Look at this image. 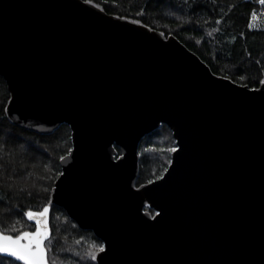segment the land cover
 <instances>
[{"label":"water","instance_id":"water-1","mask_svg":"<svg viewBox=\"0 0 264 264\" xmlns=\"http://www.w3.org/2000/svg\"><path fill=\"white\" fill-rule=\"evenodd\" d=\"M0 76L12 123L69 125L51 205L106 245L98 264H264V85L85 0H0ZM160 124L177 151L135 186L139 143Z\"/></svg>","mask_w":264,"mask_h":264},{"label":"trees","instance_id":"trees-1","mask_svg":"<svg viewBox=\"0 0 264 264\" xmlns=\"http://www.w3.org/2000/svg\"><path fill=\"white\" fill-rule=\"evenodd\" d=\"M107 13L139 21L174 36L219 76L258 87L264 80V20L248 28L251 12L264 11L258 0H92ZM264 14V12H263ZM10 94L0 76V230L16 235L32 231L23 216L29 208L41 210L50 200L61 173L60 157L72 147L71 129L62 123L51 133H38L12 123L6 114ZM176 148L172 130L160 124L138 146L135 186L159 178ZM120 155L116 147V156ZM151 215L155 211L145 204ZM49 264H98L89 258L103 243L91 230L80 228L60 206L49 213ZM16 231L13 232L12 229ZM46 245L49 241H45ZM0 264H23L0 254Z\"/></svg>","mask_w":264,"mask_h":264},{"label":"snow or ice","instance_id":"snow-or-ice-1","mask_svg":"<svg viewBox=\"0 0 264 264\" xmlns=\"http://www.w3.org/2000/svg\"><path fill=\"white\" fill-rule=\"evenodd\" d=\"M85 2L91 4L92 0H85ZM258 3L264 5V0H258ZM97 7H99V5H97ZM251 19H258L255 9L251 12ZM137 23H139V21H137ZM247 27L252 28L251 22L248 23ZM259 83L264 85V80H259ZM170 151H177V149L173 148L170 149ZM60 159L64 160L65 157L61 156ZM169 163H171V161ZM165 171H167V169H165ZM149 183H152V181H149ZM50 205L51 200H49L41 210L34 211L29 208L23 212V216L26 217L28 221L33 222L31 227L34 228V230H21L16 235L0 230V253L15 258V261L23 262V264H49L47 253L50 251L51 229L48 220ZM12 231L15 232L16 229L13 228ZM45 241H49V244L46 245ZM98 252H106V245L103 243L94 245L89 252V258L95 261ZM51 264H56L55 260H52Z\"/></svg>","mask_w":264,"mask_h":264},{"label":"rangeland","instance_id":"rangeland-1","mask_svg":"<svg viewBox=\"0 0 264 264\" xmlns=\"http://www.w3.org/2000/svg\"><path fill=\"white\" fill-rule=\"evenodd\" d=\"M263 12L264 11H261V10L256 11L257 16H258V19H256V20H252L251 19L250 22L252 24V27L258 28V27L262 26V22L264 20V14H263Z\"/></svg>","mask_w":264,"mask_h":264}]
</instances>
